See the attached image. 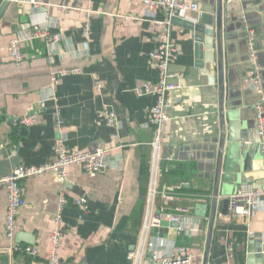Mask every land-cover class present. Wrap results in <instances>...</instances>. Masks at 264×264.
<instances>
[{
    "label": "crops",
    "instance_id": "0c3cea01",
    "mask_svg": "<svg viewBox=\"0 0 264 264\" xmlns=\"http://www.w3.org/2000/svg\"><path fill=\"white\" fill-rule=\"evenodd\" d=\"M192 1L202 6L205 0ZM3 2L0 0V8ZM233 2L229 14L233 38L227 44L235 47L225 49L228 142L221 184L225 197L243 183L264 187L256 96L244 82L250 65L240 26L243 13L256 30L258 64L264 75V0ZM43 3L31 8L12 0L0 17V151L11 149V155L22 164L41 165L56 158L55 142L61 135L69 148L77 151L117 148L110 168L94 177L73 166L63 184L52 172L22 182L26 204L17 218V235L20 242L37 248V256L5 252L10 244L5 227L8 196L6 187L0 186V264H48L50 233L63 189L69 198L63 210L64 264H132L128 253L138 245L148 210L155 137L149 110L156 102V96H139L135 88L159 81V71L149 63L159 26L147 16L142 0ZM88 13L91 33L86 38L83 30ZM165 18V12L157 16ZM46 23L51 32L63 34L57 50L52 53L41 38L26 40L22 43L24 61L17 64L9 50L10 39ZM172 37L180 49L172 69L182 71L184 80L183 88L172 94L163 154L174 151L175 158L168 163L169 171L159 177L156 206L168 211L179 205L188 207L191 221L201 231L197 235L178 232L176 225L166 220L151 230V236L160 238L167 253L176 246L190 247L196 256L194 264H202L220 134L217 59L214 51L209 63L197 57L192 32L181 22H174ZM56 65L82 70L63 77L57 86L61 130L56 124V103L44 100ZM96 80L102 83L100 90ZM105 107L115 110L116 127L106 123ZM31 110L37 113L36 122L22 124L20 119ZM3 158L0 155V160ZM165 193L171 198H164ZM77 196H85L89 204L83 216L75 202ZM222 208L220 199L209 264H249L250 237L264 235V198L261 210L250 221L233 219L230 211L223 214ZM255 260L264 264L261 258Z\"/></svg>",
    "mask_w": 264,
    "mask_h": 264
},
{
    "label": "built area",
    "instance_id": "2783aa9c",
    "mask_svg": "<svg viewBox=\"0 0 264 264\" xmlns=\"http://www.w3.org/2000/svg\"><path fill=\"white\" fill-rule=\"evenodd\" d=\"M27 6L41 7L43 0H20ZM231 8L234 0H226ZM146 8V14L158 26L156 34L157 45L149 53V63L159 71L160 78L157 83L144 82L135 88V93L139 96H156L155 104L149 110V117L155 127V137L152 141L154 149L153 164L151 168V179L148 191V210L142 226L138 245L128 253V259L132 264H194L195 254L188 246H176L171 253H167L161 247L159 237L151 236V230L160 228L164 221L176 224L178 232H186L190 235H197L201 228L191 221L189 208L183 205L176 206L174 211H168L165 206L157 207L156 199L159 191V177L163 171H169L168 163L175 158V152L163 154V148L167 141L168 124L170 122V109L173 105L172 94L183 88L184 74L180 70L172 69V65L177 60L180 49L172 37L174 26L173 19L194 21L196 14L200 12L198 2L192 0H142ZM63 8L67 6L63 5ZM165 12L166 18L159 20V13ZM86 25L83 30L84 37L91 33V14L88 13ZM242 21L247 30L245 39L247 46L248 63L250 68L245 77V84L255 93V117L259 139V150L264 169V75L258 64V48L256 30L249 25L243 16ZM44 39L47 47L54 53L63 34L51 32L50 25L40 24L33 27L21 36H14L9 41V50L14 61L20 64L24 61L25 55L22 51V43L26 40ZM79 67L53 66L49 88L44 93V100H53L56 103V124L59 130L62 129L63 119L60 105L58 104L57 86L62 78L71 74H80ZM96 86L100 90L102 83L96 80ZM104 117L109 126L118 125L117 114L114 109L105 107ZM21 123L27 126L33 125L37 120V113L29 111L21 119ZM115 146H99L94 150L77 151L69 148L65 136H59L55 142L56 158L41 165L18 164L5 175L0 176V186L7 189V213H6V235L10 244L5 248V252L12 255L14 253L37 256L38 250L30 244H25L16 240L17 218L20 209L26 204L23 195L22 182L28 178L40 177L46 173H54L59 183L63 184L67 180L68 169L73 166H80L89 176L94 177L106 171L111 166V158L114 155ZM165 164H162L164 163ZM123 162L118 161V165ZM164 198L170 199L167 193ZM264 198V187H258L253 183H243L237 191L229 196V210L231 217L237 220L253 219L262 208ZM75 202L83 216L89 209V204L85 196H77ZM69 203V198L63 189L59 196L58 210L53 220V228L50 233L49 252L46 256L48 264H64L62 258V238L65 235L66 227L63 219V210Z\"/></svg>",
    "mask_w": 264,
    "mask_h": 264
},
{
    "label": "water",
    "instance_id": "95a60500",
    "mask_svg": "<svg viewBox=\"0 0 264 264\" xmlns=\"http://www.w3.org/2000/svg\"><path fill=\"white\" fill-rule=\"evenodd\" d=\"M12 0H4L0 8V17L11 3ZM200 14L194 21L174 18L173 22H181L185 24L192 32V38L195 44V52L197 57L210 62L211 52L216 53L217 69H218V85H219V120H220V134L217 145V156L215 164L213 190L210 202V215L208 228L206 233V242L203 252L202 264H209V257L211 251V244L213 238V231L216 221L217 206L222 200V213H229V197L221 194V184L224 172V160L226 147L228 142V126L226 119V85H225V49L234 48L235 45L227 44V41L233 38V31L231 30L232 22L229 18L231 8L226 0H215L214 3L205 0L202 6L199 7ZM244 14L240 13V17ZM241 29L245 39L246 28L241 19ZM246 44V39H245ZM258 48V47H257ZM12 150H1L0 155L4 158L0 160V176L5 175L11 171L13 167L21 164V160L16 156H12ZM207 207V206H206ZM205 216V215H204ZM176 225V224H175ZM17 235L16 240L20 242ZM30 242V241H28ZM248 258L249 264H257L255 259L261 258L264 260V235L254 234L248 241Z\"/></svg>",
    "mask_w": 264,
    "mask_h": 264
}]
</instances>
